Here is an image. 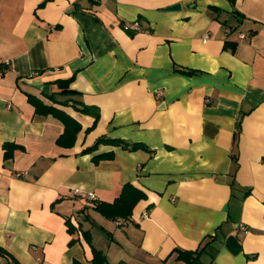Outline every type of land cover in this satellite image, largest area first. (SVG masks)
I'll return each mask as SVG.
<instances>
[{
	"label": "crops",
	"instance_id": "0c3cea01",
	"mask_svg": "<svg viewBox=\"0 0 264 264\" xmlns=\"http://www.w3.org/2000/svg\"><path fill=\"white\" fill-rule=\"evenodd\" d=\"M59 80L94 126L47 97L67 98ZM29 94L79 123L71 147ZM101 136L139 146L83 151ZM126 183L145 196L117 224L94 205ZM92 247L110 264H264V0H0V264H92Z\"/></svg>",
	"mask_w": 264,
	"mask_h": 264
},
{
	"label": "trees",
	"instance_id": "16d2710c",
	"mask_svg": "<svg viewBox=\"0 0 264 264\" xmlns=\"http://www.w3.org/2000/svg\"><path fill=\"white\" fill-rule=\"evenodd\" d=\"M188 73L193 72L192 70H188ZM61 91L58 94L65 95L67 98L65 100H57L55 94L49 93L47 97L53 101L54 103H60L62 105H71L76 110L83 114L93 115L94 117V124L96 123L99 114L97 108L87 106L83 104L81 101L76 100L73 97L72 90L67 88L68 80H59L57 81ZM28 101L33 105L35 109V113L39 115H47L50 114L57 119H59L63 124V132L59 135L57 139V144L63 147H71L76 138V134L80 129L79 123L74 120L70 115L65 113L64 111L56 108L53 105H47L43 103L40 99L36 98L35 96L28 95ZM100 143H110L116 145H122L127 147L129 144L123 139L120 138H109V137H98L91 146H88L83 151L89 152L93 151L98 144ZM130 149H134L139 146L138 143H131L129 144ZM4 159H9L13 157V153L16 149H21L20 146H17L13 143H4ZM110 156V154H108ZM231 188L234 189L233 181L231 182ZM144 192L140 189L134 187L130 183H126L122 186L119 195L112 201V202H104V201H96L94 205V210L100 213L103 217L110 219V220H117V219H128L131 216L132 209L135 204L142 198H144ZM68 231L72 233L74 231V226L67 220ZM83 234L88 239V231H83ZM90 242V241H89ZM198 251H178V259H181L187 264H194L196 259V254ZM92 264H110L105 255L102 251L92 247ZM0 255L7 256L5 250L0 248ZM12 261V260H10ZM9 261V264L12 262ZM73 264H80L78 261H74ZM121 264V263H120Z\"/></svg>",
	"mask_w": 264,
	"mask_h": 264
},
{
	"label": "built area",
	"instance_id": "2783aa9c",
	"mask_svg": "<svg viewBox=\"0 0 264 264\" xmlns=\"http://www.w3.org/2000/svg\"><path fill=\"white\" fill-rule=\"evenodd\" d=\"M123 29L125 31H132V32H149V29L142 27V25L139 23L138 20H134V21H131V22H128V21L124 22L123 23ZM226 32H228V29L226 30ZM240 37L241 38L244 37V34L241 33ZM208 38H209V32H205L203 34L202 41L206 42V40ZM16 175L19 176V177H21V176L26 177L27 176V172L26 171L19 172ZM71 194L73 196L86 198L87 200H91V201H96L97 200V197H96L95 193L92 192V191H81L78 188H73L71 190ZM116 223L120 224L121 220L117 219Z\"/></svg>",
	"mask_w": 264,
	"mask_h": 264
},
{
	"label": "water",
	"instance_id": "95a60500",
	"mask_svg": "<svg viewBox=\"0 0 264 264\" xmlns=\"http://www.w3.org/2000/svg\"><path fill=\"white\" fill-rule=\"evenodd\" d=\"M179 8H180V3L176 2V3H174V4L170 5V6H167L165 8V10H177ZM48 91H49V86L48 85H44L42 87V92L45 93V94H47ZM224 209L226 210L227 209V206H225Z\"/></svg>",
	"mask_w": 264,
	"mask_h": 264
}]
</instances>
